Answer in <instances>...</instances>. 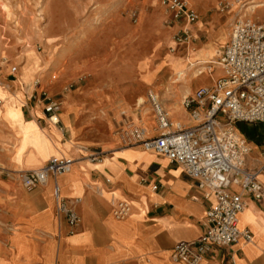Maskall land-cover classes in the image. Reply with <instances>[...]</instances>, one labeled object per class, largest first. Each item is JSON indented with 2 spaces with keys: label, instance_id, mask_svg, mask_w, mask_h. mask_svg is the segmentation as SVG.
Returning a JSON list of instances; mask_svg holds the SVG:
<instances>
[{
  "label": "crops",
  "instance_id": "1",
  "mask_svg": "<svg viewBox=\"0 0 264 264\" xmlns=\"http://www.w3.org/2000/svg\"><path fill=\"white\" fill-rule=\"evenodd\" d=\"M224 25L219 26L220 34ZM179 26L176 22L170 29ZM201 27L198 20L189 29L184 27L190 35L180 44L181 55H174V62L184 64L191 56L197 62L198 54L208 43L192 47L191 56L189 45L191 37L192 40L200 37ZM214 42L215 37L210 34L209 43ZM135 49L134 44L129 46L131 54H128L138 57L135 68L139 81L130 86L118 85L113 80L105 84L95 80V84H75L73 90L71 85L62 83L32 84L25 90L18 79L2 71L1 81L9 91L1 90L0 96L5 99L6 94L22 95L21 134L30 128L27 131L35 130L36 137L21 152V162L16 163L10 159L16 141L7 123L1 124L9 165L29 170L43 166L51 157H70L75 162L68 174L49 177L44 185L19 194V215L12 223L0 226V264H183L171 260L173 246L195 242L204 232L205 214L213 199H204L203 192L180 167L139 146H122L114 133L113 129L119 125L115 120L117 104L134 106L138 114L139 102L147 97L149 88H160L162 84L154 83L171 69L163 65V57L158 56L161 51L153 52L150 59L147 48ZM208 63L212 62H205ZM151 73L152 79L143 78ZM181 74L186 76L185 72L177 75L182 78ZM212 82L199 84L194 90L209 87ZM192 85L195 86L190 84L189 88ZM42 89L46 90V98L59 103L54 110L56 124L44 113L47 99L42 97ZM168 90L173 93V89ZM29 92L31 96H25ZM169 115L171 121L189 123L188 112L183 109L173 108ZM33 144L45 154H38ZM96 152L105 154L99 160H92L90 156ZM260 165L259 154L255 158L251 153L246 156L247 169L255 170ZM258 181L264 185V173L258 176ZM55 184L59 187L57 196ZM153 186L157 187L156 191L151 190ZM242 200L238 228L251 233V242L239 239L229 247H213L200 264H264V200L256 201L250 196H243ZM121 201L129 203L130 212L125 218L116 219L112 211ZM59 202L78 216L76 226L70 227L66 215L57 213Z\"/></svg>",
  "mask_w": 264,
  "mask_h": 264
},
{
  "label": "rangeland",
  "instance_id": "2",
  "mask_svg": "<svg viewBox=\"0 0 264 264\" xmlns=\"http://www.w3.org/2000/svg\"><path fill=\"white\" fill-rule=\"evenodd\" d=\"M186 1L197 13L198 23L202 25L200 37L193 40L191 37L189 41V55L192 54L191 48H196L201 42L208 43V47L198 54L197 62L191 56L184 64H178L173 60L174 55H181L180 44L190 35L183 29L185 26L189 29L194 23L187 24L181 20L177 22L181 26L171 30L176 22L171 12L158 0H0L1 69L8 76L9 69L16 66L17 73L13 78L18 79L25 90L31 88L35 80H39L40 84L71 85L72 90L77 84H95V80L101 84L113 80L118 81V85L130 86L139 81L135 68L138 57H132L133 54L129 55L131 53L128 51L129 46L134 44L137 51L147 48L150 59L153 52L161 51L158 56L163 57V65L171 66L162 80L154 83L162 84L160 88L150 87L149 95L155 96L159 103L161 101V107L168 113L173 108L182 110L183 97L190 95L199 84L209 80L211 83L218 76L213 63L205 62L216 61L220 46L228 39L229 24L237 8L236 0ZM157 18L161 19L158 21ZM223 23L226 25L220 34L218 29ZM210 34L215 37L212 44L209 43ZM209 67L212 68L211 73H208ZM203 68L207 70L195 78ZM180 72H185L186 76L180 78L177 75ZM148 76L152 79V73L143 78L148 80ZM190 84L195 86L192 85L191 89ZM168 89H173V93ZM5 96L4 107L0 108V226L12 223L19 215L18 197L26 192L15 179L10 178L12 172L21 169H14L8 163L5 131L1 124L7 123L6 127L12 131L11 137L16 141V144H12L13 150L9 151L10 159L16 163L21 162V152L36 138L35 130L27 131L30 128L21 134L19 107L22 105V95ZM25 96H31V93ZM133 107L117 104L116 122H123L121 114H124L138 123L139 114L141 123L147 128L153 125L148 97H143V102H139L138 114ZM117 127L113 129L114 132ZM257 127L259 133L263 134L261 126ZM260 141L263 143V136ZM252 147L251 157L255 158L260 148L256 141ZM35 148L38 154H45L41 147Z\"/></svg>",
  "mask_w": 264,
  "mask_h": 264
},
{
  "label": "built area",
  "instance_id": "3",
  "mask_svg": "<svg viewBox=\"0 0 264 264\" xmlns=\"http://www.w3.org/2000/svg\"><path fill=\"white\" fill-rule=\"evenodd\" d=\"M171 12L175 22L193 24L197 13L186 0H158ZM235 15L229 24L228 39L220 47L215 62L219 76L209 87H199L183 97L181 108L188 112L189 123L171 121L155 96L147 94L153 114V125L147 128L122 115L115 135L122 146H139L153 152L181 168L204 199H213L204 218V232L192 243H177L172 248L171 260L183 264H200L213 247H229L239 239L251 242L252 235L238 228V216L243 210V196L256 201L264 200V185L258 176L264 173V0H236ZM259 12V13H258ZM208 73L212 68H208ZM17 73V67L9 69V77ZM2 69L0 66V84ZM33 84H40L35 80ZM47 99L44 113L56 124L54 110L57 101ZM3 100L0 98V108ZM129 119V120H128ZM239 123L260 125L263 143L260 148V167H245V158L252 144L237 130ZM105 153H93L90 158L99 160ZM74 160L70 157H51L43 166L14 171L15 179L23 189L33 190L44 185L48 178H57L71 172ZM108 183L109 180H106ZM152 191L157 187L153 186ZM55 196L59 187L54 186ZM128 202H117L112 215L125 218L130 212ZM57 213L66 215L70 227L79 219L67 210L62 202Z\"/></svg>",
  "mask_w": 264,
  "mask_h": 264
},
{
  "label": "trees",
  "instance_id": "4",
  "mask_svg": "<svg viewBox=\"0 0 264 264\" xmlns=\"http://www.w3.org/2000/svg\"><path fill=\"white\" fill-rule=\"evenodd\" d=\"M237 128L247 140L254 143L256 141V145L258 146L262 144L260 140L262 139L263 134L259 133L257 125L248 127L246 124H238Z\"/></svg>",
  "mask_w": 264,
  "mask_h": 264
},
{
  "label": "bare ground",
  "instance_id": "5",
  "mask_svg": "<svg viewBox=\"0 0 264 264\" xmlns=\"http://www.w3.org/2000/svg\"><path fill=\"white\" fill-rule=\"evenodd\" d=\"M207 70V69H206ZM181 76H183L182 74H181ZM7 90L8 88H7V85H5V84H0V91L1 90ZM0 98L3 100V105H2V107L1 108H3L4 107V104H5V99L2 97V96H0ZM56 121H57V119H56ZM21 171V170H20Z\"/></svg>",
  "mask_w": 264,
  "mask_h": 264
}]
</instances>
